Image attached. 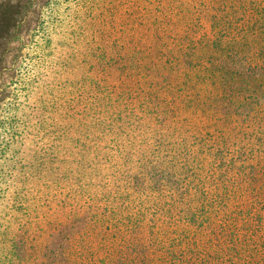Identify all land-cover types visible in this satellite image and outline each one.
Listing matches in <instances>:
<instances>
[{
  "label": "trees",
  "instance_id": "1",
  "mask_svg": "<svg viewBox=\"0 0 264 264\" xmlns=\"http://www.w3.org/2000/svg\"><path fill=\"white\" fill-rule=\"evenodd\" d=\"M69 1L95 29L87 180L28 198L0 264H264V0H120L107 26Z\"/></svg>",
  "mask_w": 264,
  "mask_h": 264
},
{
  "label": "rangeland",
  "instance_id": "2",
  "mask_svg": "<svg viewBox=\"0 0 264 264\" xmlns=\"http://www.w3.org/2000/svg\"><path fill=\"white\" fill-rule=\"evenodd\" d=\"M95 3L105 6L97 24L107 26V9L120 0ZM66 5L0 0V239L23 227L28 198L74 196L87 180L98 73L91 47L74 39L89 40L95 29ZM111 158L113 167L118 156ZM22 247L12 256L5 242L0 262L21 257Z\"/></svg>",
  "mask_w": 264,
  "mask_h": 264
}]
</instances>
